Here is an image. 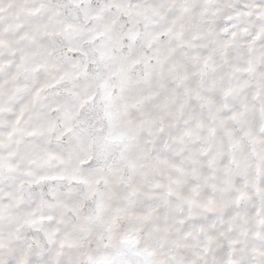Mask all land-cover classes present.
Wrapping results in <instances>:
<instances>
[{"label": "snow or ice", "instance_id": "1", "mask_svg": "<svg viewBox=\"0 0 264 264\" xmlns=\"http://www.w3.org/2000/svg\"><path fill=\"white\" fill-rule=\"evenodd\" d=\"M0 264H264V0H0Z\"/></svg>", "mask_w": 264, "mask_h": 264}]
</instances>
